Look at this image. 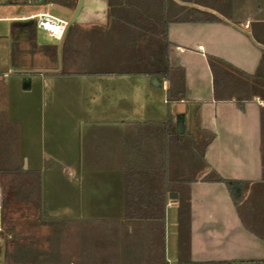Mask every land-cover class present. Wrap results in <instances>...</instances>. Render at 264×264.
Returning <instances> with one entry per match:
<instances>
[{
  "label": "rangeland",
  "instance_id": "1",
  "mask_svg": "<svg viewBox=\"0 0 264 264\" xmlns=\"http://www.w3.org/2000/svg\"><path fill=\"white\" fill-rule=\"evenodd\" d=\"M171 1L207 6L217 11L229 6L244 9L253 7L256 12L255 17L250 20L251 25L248 30H243L242 26L233 27L234 24L226 16L224 20L229 24L228 28L208 27L205 37L197 34L200 31L197 28L192 27L187 30V33L192 34L187 37L188 40L182 41L181 45L188 51L183 57H171L170 66L174 76L179 75L186 81V85L189 84V87L194 89H192L194 97L206 98L213 87L215 91L218 89L222 81L231 91H236L235 89L246 83L264 81V0ZM158 3L163 4V0H129L132 10L118 9L117 15L125 19L130 14L132 16L129 17L140 19L142 4L147 8L150 5L155 8ZM156 13L157 10H150V14L157 22ZM91 16V12L85 11L83 18L89 19ZM151 16L147 15L149 18ZM9 17L7 9L0 6V19ZM156 22L149 26L150 34L145 36L149 39L147 46L149 44L151 46V43L154 46L163 44L162 40L160 44L158 42L156 36L158 33L154 34L159 27V22ZM14 25L18 24L0 22V175L3 179L6 223L3 237L0 235V242L1 238L13 242L14 232L26 230L29 226L41 225V222L48 221L46 218L62 219L66 207L72 212L75 210L78 212L79 209L90 210V212L91 210L112 212V209L116 207L114 202H87L85 199L87 197H83L82 203H77L71 198V201L66 199L65 201L64 196L61 195V189L69 178H73L68 168L76 163L83 168L80 175L84 177L85 188L94 180L98 183L97 188L100 189L101 199L104 191L111 195V190L115 189V186L108 183L116 179L113 166L119 167L121 162L123 164L126 161L123 154L127 147L130 149L131 157L140 155L145 157L147 162L150 161L149 157L154 155L155 162L158 164L157 158L167 155L169 165L174 162L177 165L179 163V170L174 171V174L172 171L170 178L175 179L180 171L186 173L189 180L196 179L198 187L195 190L197 197L202 200L200 203L202 207H196V209L214 211L216 226L213 227L212 232L218 240L228 242L232 238L235 226L231 225L238 220L236 222L231 215L230 200L225 188L218 184V180L219 177L224 180H237L241 172L237 169L245 155L231 154L228 148L227 153H223L216 146L212 149L216 153L206 154L200 144L190 148L191 139L188 134L181 138L182 144L178 145L179 147L174 145L176 147L174 149H169L170 145L169 147L164 144L161 146L160 142L165 140L163 136L156 139L152 137L151 131L155 128L153 123L158 115L174 114L173 105H162L161 97L148 86L149 75L162 70L158 66L161 64V58L152 54L155 49L149 51L150 47H148L149 50L147 48L141 50L139 44L124 42L115 34L114 31L120 28L115 25L102 34L94 31L92 25H74L69 27L63 46L79 52V58L74 57L71 62L61 63V58L58 59L57 56L56 63H52L44 56L42 48L57 47L58 52L59 43L36 31L34 40L30 39V32L21 33L17 39H14L11 36V27ZM139 29V26L135 25L133 30L140 33ZM238 30H242L241 34H245L247 41L235 35L233 31ZM197 44L206 49L203 56L196 51ZM52 72L59 73L52 74ZM35 73L44 74L41 76ZM208 74L210 78L207 77ZM186 95L187 93L184 98L190 99ZM190 100L193 101L186 102L183 107L190 113L186 127L189 128L191 124L192 135H195L202 126L200 116L203 113L219 116L214 126L216 132H220V126L224 124L233 126L230 120L222 124L220 119L227 112L231 117L237 116L236 105L225 108L222 105L210 106L195 103L192 98ZM148 126L151 131L146 130ZM160 128L163 132L162 126L158 128V131ZM120 134L123 137H120ZM219 143L222 145V139H219L218 145ZM188 151L192 153L189 154ZM207 164H212L213 169L205 171ZM93 166L102 169L86 170V167ZM25 167L28 172L40 173L42 202L39 206L37 203H26L22 200L19 197L18 188L15 199L12 189L4 185L5 179L2 173L19 172L20 176L24 173ZM202 170L205 174L200 177ZM167 172L169 174L171 170ZM249 172L252 170H248L247 174ZM121 173L123 176L126 170L122 169ZM19 180L20 177L18 183ZM7 181L12 182L9 177L6 183ZM243 185L253 196L260 197L255 200V205L252 199H249V202H246V208L244 207L248 212L252 211L250 210L252 207L253 213L257 214L255 217L243 214L242 203L237 210L241 214L239 222L241 223V219L244 220L249 230H256L260 236L262 259L240 261L231 257L232 259L221 261V257L218 258L221 262L232 264H264V185L252 183ZM110 195L107 197L109 198ZM42 206H45L46 218L40 211ZM181 208L183 209L184 206ZM169 214L171 216V212ZM218 216L221 218H217ZM171 221L170 218L167 220V227L171 228L167 233L169 258L174 255L173 247H175L172 241L174 233L173 226L170 225ZM51 225L53 224L48 226L53 232ZM257 254V257L261 256L259 252ZM214 257L217 258V256ZM172 258L170 263L173 262ZM219 260H216V263H219Z\"/></svg>",
  "mask_w": 264,
  "mask_h": 264
},
{
  "label": "crops",
  "instance_id": "2",
  "mask_svg": "<svg viewBox=\"0 0 264 264\" xmlns=\"http://www.w3.org/2000/svg\"><path fill=\"white\" fill-rule=\"evenodd\" d=\"M164 1L163 4L158 3L155 8L153 5L147 8L142 4L140 19L131 18L130 14L128 18L124 19L108 17L107 0H93V2L88 0L85 11L91 12L92 16L89 19L82 17L77 25H92L94 31L101 34L107 29L109 31L113 25L120 27L114 32L124 42L139 44L141 50H146V48L149 50L148 47H150L149 51L155 49L152 54H155L157 58H162L165 54L169 67L172 69L170 66L171 57H183L184 53L188 51L181 45L182 41L188 40L187 37L192 34L187 33L188 29L197 28L200 30L197 34L205 37L208 27L228 28L229 24L224 20L226 16L234 24L233 27L242 26L243 30H248L251 25L250 20L256 15L253 7L244 9L229 6L224 10L222 8L217 11L207 6H196L171 0ZM121 9L132 10L129 0L127 2L123 0ZM152 9L157 10V22H159V27L154 34L158 33L156 35L158 42L160 44L162 40L163 44L154 46L151 43V46L150 44L147 46L149 39L145 36L150 34V27L156 22L153 15L150 14ZM147 15L152 16L149 18ZM211 17L217 18L219 23L212 22ZM135 25L139 26L140 33L133 30ZM241 31L233 32L243 41H247V37L245 34H241ZM196 51L201 56L206 53V49L200 44H197ZM201 58L204 60L203 57ZM158 66L160 67V64ZM57 73L59 72H52V74ZM155 73L159 72L149 75L148 86L161 97L162 105H173L174 114L158 115L157 120L153 123L155 126L153 131L149 126L146 127L147 131H151L152 137L156 139L163 136L162 138L165 140L160 142L161 146L162 144L168 147L170 145L169 149H174L176 148L174 145L182 144L181 138L188 134L192 144H190V148L200 144L206 154L216 153V151H212L215 146L219 147L223 153H227L228 148L231 154H244L245 158L240 160L242 163L237 169L241 171L239 178L225 181L264 185V81L243 84L240 88L235 89L236 91L228 90L229 87L222 81L216 91L213 87L209 96L198 99L193 96L194 89L189 87V84L186 85V81L179 75L174 76L171 73L169 80L165 81L162 76H154ZM35 74L42 76L44 73ZM207 77L210 78V75L208 74ZM186 93V96L199 104L222 105L225 108L236 105V109H234L237 116L231 117L227 112L220 119L222 124L230 120L233 126H229L228 123L224 124L220 126V132H216L214 126L219 116L203 113L200 116L202 126L195 135H192L191 124L189 128L186 127L187 117H190V113L186 108L184 109L183 104L193 100L184 98ZM161 126L164 128L163 132H161V128L158 131ZM119 136L123 137L121 134ZM219 139H222V145L219 143L220 146L218 145ZM129 150L127 147L123 154L126 161L123 164L121 162L119 167L113 166L116 179H112L108 183L115 186V189L111 190V195L104 191V196L101 199L100 189L97 188L98 183L94 180L85 188L84 177L80 175L83 168L76 163L68 168L73 178H69L63 186L65 188L61 189L63 200L67 201H71V198L77 203H82L83 197H87L85 198L87 202H114L116 207L112 209V212L103 210L100 212L91 210L90 212V210L82 209L72 212L65 206L62 219H49L44 213L45 206H42L40 211L48 221L41 222V225L34 227L29 226L28 229H22L17 233L14 232L15 240L13 242L1 238L0 264H178L179 261L190 264H212L219 260L218 257H221V261L232 259L231 257L240 259V261L245 259L260 261L262 259L259 245L262 242L260 236L256 230H249L244 220L241 219V223L239 222L241 214L230 201L229 209L233 212L231 215L238 222L231 225L235 226L232 238L228 242H224L225 240L222 242L212 232L213 227L216 226L214 211L196 209V207H202L200 206L202 200L197 197L198 194L195 190L198 187L196 179L190 178L189 180V176L180 171L175 179L170 178L172 171L174 174V171H178L180 167L176 162L169 165L167 155L157 158V164L154 155L150 156V161L147 162L145 157L140 155L131 157ZM219 151H217L218 154ZM188 153L192 152L188 151ZM121 159L123 158L121 157ZM213 167L215 168V166ZM100 169L102 168L98 166L86 167V170L89 171ZM122 169L126 170V173L123 174L124 178L121 173ZM212 169V164H207L205 167V171ZM24 170L18 183L19 197L26 203L34 202L39 206L42 202L40 173L38 171L28 172L26 167ZM248 170H252V172L247 174ZM167 171L170 173L168 174ZM202 174H205L204 170L199 176L201 177ZM219 179L224 180L221 177ZM172 181L173 184H171ZM218 184L222 185L219 182ZM108 195H110L109 198ZM98 196L99 200L96 199ZM259 198L253 196L249 189L243 186V214L255 217L257 214L253 213L252 207L249 208L252 211H245L246 202L252 199L251 201L255 205V200ZM181 206L184 208L182 209ZM225 214L227 213L225 212ZM169 218L172 219L170 225L173 226L172 241L175 245L173 247L174 255L171 256V258L173 257L172 263H170L171 258H169L167 245V233L170 228V226L167 227V220ZM217 218H221V216ZM50 224H53L51 225V228L54 229L53 232L48 226ZM225 229L227 228L225 227ZM257 252L261 256L257 257Z\"/></svg>",
  "mask_w": 264,
  "mask_h": 264
},
{
  "label": "built area",
  "instance_id": "3",
  "mask_svg": "<svg viewBox=\"0 0 264 264\" xmlns=\"http://www.w3.org/2000/svg\"><path fill=\"white\" fill-rule=\"evenodd\" d=\"M77 5L73 8L58 4L53 0H0V6L7 9L9 18L0 19V22L18 25H29L36 32L60 43L70 25ZM3 179L0 175V235L6 230L4 221Z\"/></svg>",
  "mask_w": 264,
  "mask_h": 264
},
{
  "label": "trees",
  "instance_id": "4",
  "mask_svg": "<svg viewBox=\"0 0 264 264\" xmlns=\"http://www.w3.org/2000/svg\"><path fill=\"white\" fill-rule=\"evenodd\" d=\"M123 0H107V8H108V17L109 18H119L116 14L118 9H121ZM212 22L219 23L218 19L215 17H211ZM30 32V39L34 40L35 37V30L32 26H26V25H14V27H11V36L14 39H17L19 34L21 33H27ZM42 53L45 57H47L50 62L56 63L57 61V47H44L42 48ZM80 53L74 50H70L65 48L64 46L61 47L60 51V58L61 63L62 62H68L72 61L73 58H79ZM75 60V59H74ZM160 67L162 68L161 71H158L159 73H155L154 76H162L165 81L169 80V76H171V69L168 64L167 57L164 56L161 58V64ZM18 171V170H16ZM3 177L5 179L4 185L8 188L10 187L12 189V194L14 195L15 199L17 196V188H18V179H19V172H12V173H2ZM11 178L12 182L6 183L7 178ZM218 182L222 184L229 196L231 204L237 208L240 203L243 201V183L237 182V181H225L219 179ZM4 197V192H3ZM4 201V198H3ZM163 219V217H161ZM178 264H190L184 261H179ZM212 264H232L230 262H219V263H212Z\"/></svg>",
  "mask_w": 264,
  "mask_h": 264
},
{
  "label": "water",
  "instance_id": "5",
  "mask_svg": "<svg viewBox=\"0 0 264 264\" xmlns=\"http://www.w3.org/2000/svg\"><path fill=\"white\" fill-rule=\"evenodd\" d=\"M87 2H88V0H78L77 1V5L75 8L70 26L77 25L80 22V20L82 19L83 15H84V12L88 6ZM63 40L58 45V52H57L58 59H60V51H61V46H62Z\"/></svg>",
  "mask_w": 264,
  "mask_h": 264
},
{
  "label": "bare ground",
  "instance_id": "6",
  "mask_svg": "<svg viewBox=\"0 0 264 264\" xmlns=\"http://www.w3.org/2000/svg\"><path fill=\"white\" fill-rule=\"evenodd\" d=\"M53 1H56L58 4H61L69 8H73L76 2V0H53Z\"/></svg>",
  "mask_w": 264,
  "mask_h": 264
}]
</instances>
